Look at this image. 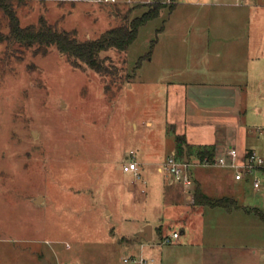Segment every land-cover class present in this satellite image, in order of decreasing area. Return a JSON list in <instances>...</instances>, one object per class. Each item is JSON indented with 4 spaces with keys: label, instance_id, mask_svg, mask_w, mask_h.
<instances>
[{
    "label": "rangeland",
    "instance_id": "1",
    "mask_svg": "<svg viewBox=\"0 0 264 264\" xmlns=\"http://www.w3.org/2000/svg\"><path fill=\"white\" fill-rule=\"evenodd\" d=\"M145 10L68 0H20L16 6L21 25L44 16L80 39L95 38ZM199 12V5L184 0L162 7L124 52H103L111 67L105 75L72 66L55 47L41 53L0 40V264H43V258L50 264H133L123 257L140 254L138 243L125 238L142 218L173 214L153 204L158 187L152 181H166L169 173H157L150 160L172 146L178 150L183 135L172 120L178 96L171 81L204 74L199 40L188 25ZM8 30L0 8V36ZM140 156L152 163L145 181L123 170L124 161ZM190 168L194 174L222 170L224 187L206 191L234 196L243 207L232 214L206 207L218 213L206 215L202 242L196 229L186 230L178 242L155 245L152 254L168 251L172 264H223L203 260V246L217 245L236 252L240 260L234 264H249L251 253L240 255L242 247L255 246L264 262V219L242 211L264 210V193L252 183H236L232 168ZM171 225V232L183 226Z\"/></svg>",
    "mask_w": 264,
    "mask_h": 264
},
{
    "label": "crops",
    "instance_id": "2",
    "mask_svg": "<svg viewBox=\"0 0 264 264\" xmlns=\"http://www.w3.org/2000/svg\"><path fill=\"white\" fill-rule=\"evenodd\" d=\"M184 3L199 5L202 11L199 15L192 16L188 25L190 33L199 40L201 70L204 74L202 73L203 75L198 79H189L187 82L171 81L173 86L177 83L174 88H177L176 96H178L172 114L174 124L178 125L177 128L189 144L214 145V152L231 145L235 146L240 154L254 151L264 155V0H184ZM256 9H258L257 16H255ZM196 22L199 26L195 25ZM148 123L150 124L151 121L149 120ZM172 152H176L174 146L170 147L161 159L150 160L154 162L157 173H165L159 167ZM194 158L196 156L191 155L189 160ZM136 161L140 172L138 178L142 177L145 181L147 168H150L152 163L143 156ZM190 173L192 193L198 184L203 192L210 196H223L212 195L206 191L212 186L215 189L224 187L227 178L222 170L215 169V171L194 174L190 168ZM258 174L261 178V186L255 190L263 194L264 169ZM235 180L239 185L241 183L251 185L250 178ZM155 185L158 187V196L155 193L151 196L154 198V206L157 208L162 205L167 207L166 210L172 209L169 212L173 214L166 215L164 212H159L158 221L156 219L154 221L152 216L142 218L138 228L130 233V236L142 230L146 224H150L151 238L137 242L138 250L145 256L152 257L147 264H172L176 261L173 262L168 251L152 254L155 245H159L154 242V238L159 240L155 227L161 226L163 235L169 234L171 223L178 221L183 226L179 229L178 237L172 242L176 240L178 242V239L186 234V230L193 229L198 231L202 242L201 233L204 234L203 223L206 215L214 216V213H218L217 210H207L206 207L219 206L194 204L193 197L185 192L180 183L173 181L169 174L166 176V181L159 179L152 181L153 189H156ZM254 207L257 206L244 207L242 211L250 214L253 212L250 209ZM234 209L225 210L228 214H232ZM260 211L264 214L263 209ZM172 231L177 230L172 229ZM189 239L193 241L190 237ZM130 246H132L130 243L126 245V247ZM203 247L205 263L234 264L235 261L240 260L234 256L236 252L232 253L231 249L223 251L224 246L204 245ZM242 249L240 255L251 253L246 256L249 264H264L262 258L257 255L255 246H244ZM183 259L188 261L187 257H180V261Z\"/></svg>",
    "mask_w": 264,
    "mask_h": 264
},
{
    "label": "trees",
    "instance_id": "3",
    "mask_svg": "<svg viewBox=\"0 0 264 264\" xmlns=\"http://www.w3.org/2000/svg\"><path fill=\"white\" fill-rule=\"evenodd\" d=\"M176 0H173L168 6L173 8ZM20 0L14 2L13 0H0V8L5 13L8 20V33L0 36V40H5L7 45L18 44L21 46H33L35 52L46 53L49 48L55 47L58 51L65 55L69 63L74 67H87L100 74H107L111 72L108 56L104 55L109 49H116L124 52L128 46L135 40L138 29L148 20L156 17L161 8L166 4L155 2L146 5L147 10L143 11L130 20L123 21L115 26L101 32L95 38L80 39L73 30L60 28L57 23L47 20L46 17L40 16L36 23L21 25L18 15L16 13V6L19 5ZM117 6L118 5H112ZM155 39L151 42V47ZM150 51L140 56L136 63L138 67L144 57H148ZM178 150L176 154L178 157H183L184 146L188 159L191 155L196 157H212L214 154V145H192L189 144L184 135L177 138ZM193 203L208 206H219L227 210L241 207L238 200L229 195L213 197L201 189L196 184L193 193ZM246 208V207H245ZM258 216L264 219V214L257 208H251ZM156 234L161 238L163 236L162 227L158 226ZM129 242H133L131 237L125 238Z\"/></svg>",
    "mask_w": 264,
    "mask_h": 264
},
{
    "label": "built area",
    "instance_id": "4",
    "mask_svg": "<svg viewBox=\"0 0 264 264\" xmlns=\"http://www.w3.org/2000/svg\"><path fill=\"white\" fill-rule=\"evenodd\" d=\"M78 2H91L99 5H150L155 2H160L169 5L173 0H68ZM190 165L202 166H222L229 167L234 170L235 179L242 180L250 178L252 186L256 189L261 186V178L259 172L264 169V155L258 154L254 151H247L240 154L235 146H226L223 149L215 151L212 157L204 156L202 158L196 157L188 162H184L183 157H178L176 152L170 153L163 161L159 169L167 171L171 179L180 183L185 192L193 197L191 185L192 174L190 173ZM123 170L132 172L136 176H140L138 162L130 159L123 162ZM179 235L178 231H172L169 234L163 235L158 240V244H165L172 242ZM144 243H141V245ZM152 257H147L143 253L129 254L123 257V261L133 264H147Z\"/></svg>",
    "mask_w": 264,
    "mask_h": 264
},
{
    "label": "water",
    "instance_id": "5",
    "mask_svg": "<svg viewBox=\"0 0 264 264\" xmlns=\"http://www.w3.org/2000/svg\"><path fill=\"white\" fill-rule=\"evenodd\" d=\"M183 160L184 162H188V156L186 152V147L184 146V151H183ZM151 238V225L146 224L142 230L137 232L135 235L131 237L133 242H139L142 239L144 240H149ZM43 264H50L46 258H43Z\"/></svg>",
    "mask_w": 264,
    "mask_h": 264
}]
</instances>
